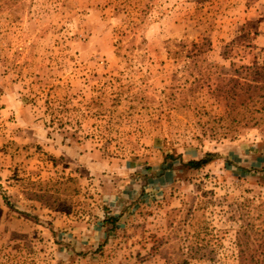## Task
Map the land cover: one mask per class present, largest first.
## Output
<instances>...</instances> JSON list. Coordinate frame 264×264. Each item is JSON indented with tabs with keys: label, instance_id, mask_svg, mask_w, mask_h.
Masks as SVG:
<instances>
[{
	"label": "rangeland",
	"instance_id": "1",
	"mask_svg": "<svg viewBox=\"0 0 264 264\" xmlns=\"http://www.w3.org/2000/svg\"><path fill=\"white\" fill-rule=\"evenodd\" d=\"M262 157L264 0H0V264H264Z\"/></svg>",
	"mask_w": 264,
	"mask_h": 264
},
{
	"label": "crops",
	"instance_id": "2",
	"mask_svg": "<svg viewBox=\"0 0 264 264\" xmlns=\"http://www.w3.org/2000/svg\"><path fill=\"white\" fill-rule=\"evenodd\" d=\"M262 158H264V157H262ZM115 197L117 196L118 197V195H116V194H113ZM114 196H112V195H110V197H114ZM114 197V198H115ZM123 203V200L121 201L120 199L118 200V201H116V202H112V201H108V202H106L105 203V206H106V208L107 209H109V211L111 212V213H108L107 215L108 216H111V217H114L116 220L118 219V215L117 214H119L120 212V210H122L121 208H124L125 209V205L124 204H122ZM126 204H128L127 202H125ZM122 204V205H121ZM120 205H121V207H120ZM103 214H105V213H102V215ZM105 216H106V214L104 215V218H105ZM105 220V219H104ZM117 223V222H116ZM111 224H109L108 222H107V224H104V221H103V226L105 227V226H110Z\"/></svg>",
	"mask_w": 264,
	"mask_h": 264
},
{
	"label": "trees",
	"instance_id": "3",
	"mask_svg": "<svg viewBox=\"0 0 264 264\" xmlns=\"http://www.w3.org/2000/svg\"><path fill=\"white\" fill-rule=\"evenodd\" d=\"M211 158H212V155L208 154V155H206L205 158L190 162V166H192L193 168H195L197 170L202 169L203 167H205V166H207L213 162V160ZM107 222L114 227L117 220L114 217H110V216L106 215V218L104 220V224H107Z\"/></svg>",
	"mask_w": 264,
	"mask_h": 264
}]
</instances>
